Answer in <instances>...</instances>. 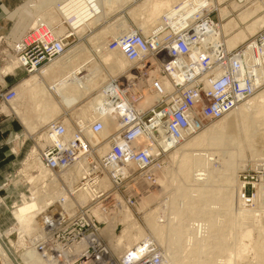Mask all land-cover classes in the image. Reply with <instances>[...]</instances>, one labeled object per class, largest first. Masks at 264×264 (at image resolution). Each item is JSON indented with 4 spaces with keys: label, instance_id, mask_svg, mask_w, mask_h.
<instances>
[{
    "label": "bare ground",
    "instance_id": "1",
    "mask_svg": "<svg viewBox=\"0 0 264 264\" xmlns=\"http://www.w3.org/2000/svg\"><path fill=\"white\" fill-rule=\"evenodd\" d=\"M248 1L250 0H237L239 4H242V7H245L246 6L245 3ZM205 2L207 3L205 4ZM105 3H106V6H108V4L109 5L113 4L112 0H105ZM51 4H54V6L55 5L59 6L58 9L62 13L63 21L61 22H63V24L67 23V20L73 21V24L75 22L78 24H81L82 21L84 20V24L87 23L90 27L92 24L94 25V23L96 24L101 20V19L100 20L96 19L93 22H91L89 21L93 17V16L91 17V15L103 14L101 12V7L103 3L100 1L51 0L49 3H47V6L45 8H47L48 5H51ZM83 4L86 6V8H82ZM146 4L149 6V8L152 9V10H149L151 11L150 13L152 14V17L150 19H147L149 20L148 22L145 21L146 23L145 22L143 23V26H142L143 30H144V27H146L145 29H147V31L145 33H140V34L144 38H147V39L152 34H155V36H158L157 38H160L164 36L166 33H169L170 30H166L168 26H170L174 31L177 29H180V27L183 28L184 26H187L192 22L196 14L198 15L203 14L204 11H208L209 9L212 8L210 5V0H146ZM77 7L80 9V11L75 12L77 10ZM129 10L128 12L130 13L131 11ZM88 13H91V14L89 15ZM173 13L177 14L176 18H171L174 15ZM250 13L251 12H249L248 14L251 15ZM141 14H144V13H141ZM105 15H106V12L104 13V16ZM147 15L149 16L150 14H147ZM159 15L161 16V19L165 17L162 23H166V24H163L164 27L162 25L156 26L150 33L149 29L152 27L151 22H154V18L156 17L157 19ZM249 15L244 18L247 19ZM68 16H71V17H68ZM51 17H54L53 20ZM49 18H50V21H52L51 23H54L59 19V15L50 13ZM241 18L243 19V21H245L243 17ZM106 19L108 18L106 17ZM170 19L174 22V25H170L171 24ZM122 21L124 22L123 19ZM234 22L235 21H233L231 24H228V26L231 25V28L234 27L232 26ZM255 24H253V26ZM51 25L40 24L37 27L33 26V28L39 30L43 26V28L46 31H51V36L53 38L65 36L68 33V31L66 30H64L65 33H63L62 31L63 29H60L62 33L60 32L58 33L56 31L61 25V23H59L58 26L55 25V23L53 24L55 26L53 25L51 26ZM253 26H249L248 31L254 32L255 29ZM73 28L74 30L76 29L75 27ZM263 28H264V25L259 30ZM226 29H228L227 23L223 27V29H221L220 23L218 22L217 27H213L211 32L206 31L205 33H203L199 39L200 42L198 43V48H201V49H199L198 52H203L204 49H206L208 46H211L212 44L213 46H216V48H218V46L221 47L222 45L225 51L233 50L235 48L230 49L229 47L236 45L241 40L243 41L244 38L246 39L245 36H247L246 35L247 32L244 30H241L240 34L239 35L237 34L238 35L237 38L228 40V42L226 41L228 45L226 46V44L223 41V37H224L223 34L226 31L230 32V30H232V29L230 30L229 29L226 30ZM104 30L105 29H103L102 32ZM110 30L111 29H109V31ZM116 30L117 32H115L113 37H116L122 33L134 32V30L131 29L130 26L127 25V23L119 27V30L118 29ZM97 39L99 40V42L97 41V44H100L101 42H103V41H100L101 38L97 37ZM97 39H94V40L96 41ZM90 40L93 41V39H90ZM102 40H103V37H102ZM185 41H190V40L188 38H185ZM97 44L95 45L97 46ZM103 44L105 45V43ZM246 45L247 46L241 50V53L243 57L245 58L244 61H242L239 55L234 54V53L232 57L230 58V59L235 60V62L237 63H239L238 61H242L243 63H245L244 65L246 66V67L243 66L241 68L242 73L239 74L238 78L236 75H234V77H236L239 80L238 83L241 87L249 86L251 88H254L257 85L259 86L257 88L252 89L250 94H248L246 97H244L242 100L235 103L234 105L241 103L243 100L251 96L261 86L264 85V66L261 63L262 61H264V42L262 45H260L259 43H256L254 40H251L250 38L247 40ZM213 46L211 47L212 49L214 48ZM102 47L99 46V48H102ZM100 50L101 49H99V51ZM104 50H106L107 53H104L102 55L99 54L100 56L99 60L106 66L107 69L105 71H103V65L101 63L97 62L98 64L95 63L97 65L94 66V63H92V60H91V64L81 65L77 67L75 71L73 72L70 71L71 73L70 77L64 76L58 82H51L49 84H47L48 82L46 83L43 82L48 86H46L42 82H31L30 80H28L30 82H25L24 84L25 86L23 88L24 90H22L23 92L21 91L23 95L19 93L20 95H22L21 98H24L23 100H25L26 98H29V100L26 99V102L28 101V104H29V101L33 102L34 99L32 98H35V100L37 99L35 102L37 101L38 102L37 103L34 102V104H37L40 108L39 109L40 115L38 114L39 111L37 113L39 117L38 121H36L37 123L33 122L35 118L31 119L33 115L30 117L29 112L31 114V111L28 108V105L25 110L28 109L29 112L26 111L27 113H25L24 115H21L18 111H16L17 115L20 114L25 124L29 125L28 129L31 127L30 128L31 131L29 130L30 132H32V130L33 132L36 131L39 125L41 126L45 125L46 123H49L50 121L53 120L52 122H50V124L59 123L64 128V132H63L64 144H69L70 140L74 138L76 132L81 131L82 136H83V137L81 136V138L86 143L88 142L91 147H90L89 154L87 155L84 154V155H80L76 157L66 166L50 167V166H47L45 162L42 160L41 156L39 155V151L40 149L44 148L45 145L52 144L55 141L56 136L55 134H52L51 136H49L48 135L49 132L45 130L41 133L38 139L39 141L37 140L38 147L34 149V151L31 154L30 160L26 162L25 167L22 170L23 172L27 173L31 171V169L33 170L36 168H40L41 169L40 175L36 174L32 178L30 177L31 179H29V182H27L28 184L27 193H30V196H31L30 200L25 201L22 205L18 206V208H16V206L14 207L16 208V210L14 211V216H15V219L18 221L19 229H20V231L14 230L17 233L16 242L20 240L24 241L26 244L27 251L25 250L26 252H24L21 256L14 257L13 256L14 253L12 254L11 252L12 249L10 248L9 245L7 246L5 244V242L2 240V234H0V251L2 255L5 257V264H73L74 258L79 254V251L85 247L86 241L89 243L91 242L89 241L88 238H85L86 241L85 239H82L79 242L70 243L66 246L58 242H53L49 244V242L46 241L48 239V236H50L49 231H48L49 224L43 225L44 223L43 218L46 217V219L50 220L51 223L53 222L55 224L56 221L53 220V217H56V214L58 216H64L67 214L66 211H68V213L74 215L75 209H77L80 206H85L92 201L91 198L94 196V193L96 191L113 190L114 188L113 185H115V182L111 174L123 175L125 179L129 174H131L130 173L131 171L133 170L139 171L140 166L143 165L141 161H137L133 159H124L122 160V162L115 164V166H119L118 168H116L117 171H114V170L110 171L106 169L102 170L103 167L97 164L100 170H102V172L99 175H96L94 177L95 178L94 181L89 180V182L87 183L82 182V184L81 182H79L82 178L87 176L88 171L91 170V167H92V163L90 161L91 155H93L94 157L105 155L108 151L110 152L114 143L121 144L122 142L121 140H117V139L111 140L109 138L110 135L112 136L113 133L122 125V122H123L122 118L118 114L119 110L117 108H113L114 104L107 102L109 97L110 96L113 97L116 94L120 93V97H121L120 102L122 103L123 106L126 107L128 111L127 115H133L134 114L133 112H138V110L142 111V109L152 107L153 104H156L157 102H159L160 98L164 95L165 92L168 94H176V95L179 94L174 84H172V78L175 80H178V76L175 75L177 72L178 64H173V68L170 74L168 73L161 74L160 73L161 63H158L155 60V58H154V66L152 68V71L148 75V77L145 79L142 77H139L138 80L135 82L134 87L128 90L127 92H124L123 84L121 83L119 84L118 82H116L115 75L126 67L127 61L129 64H133L134 62L133 60L128 59L124 55V53L118 48L110 49L106 45ZM70 52L71 51L64 50L63 53L53 58L52 60L47 62L45 65L41 66L38 69L36 68L35 70L30 71L32 73L29 72L30 73L29 75L36 74L34 75V77L32 76V81L33 80L35 81L36 77L38 76L37 74L41 73V71L49 64L51 65L47 67V70H52L56 67L60 68L62 65L65 66V64L69 66L72 62L71 58L74 55H76L74 53L73 56H69V55L67 56V53L70 54ZM195 52H196V49H193L194 54ZM68 59L70 60L68 61ZM77 59L78 60L82 59V56H78ZM83 59H85V56ZM16 60H17V63H20V60L17 57H16ZM80 61H84V60H80ZM94 62H96V60ZM67 63H70V64H67ZM221 68L222 66L220 64L218 63L214 64L210 68L212 70L211 72L210 70H204L202 72V77H206L207 75L215 76L216 72H218V70H220ZM60 70L58 73L60 74H62V72L64 73V71L60 72ZM224 71L226 72L227 69L225 68ZM68 73H64V74H68ZM76 73L78 74V76L73 77L75 76ZM108 77L109 78L111 77L109 79L110 81L107 83L104 82L108 79ZM70 78L74 81H71ZM153 79H156L158 81L160 90L152 86ZM97 89H99L98 91L99 93L96 96H94V98H91L89 102L87 103V105L84 104V106H82L81 110L83 112L81 113V115H84L83 117L87 116L88 113L90 112V114L87 117L77 118L76 120L72 121L73 123L69 122V120L66 119L65 116H62L54 120V118L56 117L60 109L59 107V105H61L60 103H62V106L63 105L70 106L75 102L82 101L87 96L94 93L93 91ZM53 95L57 96L60 99L59 103L54 101ZM150 96L155 97L154 101H151L149 99ZM15 97H16V92L12 99H14ZM18 98L17 100H22ZM134 99H137V100H134ZM36 107L37 106H35V108ZM131 108L134 110H132ZM250 112L254 113L252 115L254 117H252L251 121L248 122L249 123L248 127L249 128H254V126L261 127L259 125H261V123L264 122V119H263L262 120L263 122H260L259 124V121L262 118H264V91L260 92L255 97H253L246 103H243L239 107L231 109L227 115L225 111L221 116L216 118L220 120L226 115L223 118V121H220V123H217V125L210 126L204 131L200 132L204 124L201 125L199 129L195 130V127L196 125H198L199 121L195 119V115L192 113L193 120L191 121L190 126L187 129L180 130L177 134L170 135V133L168 132L169 134L167 135L165 128L164 129L160 128V130L157 133L158 136L154 135L155 137L154 138L152 137L153 132L151 133L149 129H146V131H144L142 134L137 136L129 144V146L127 147L128 150L133 151V150L143 149L147 154H149L151 156V162L149 164H151L153 160L156 159L157 154L159 152L161 154L164 153L159 145H161L163 148H165V150H167V149L175 147L178 144H184L183 142L186 140L188 141V139L190 138L192 139L189 142H186L184 145H181L180 150L187 147L185 148V150L193 149L190 151L194 152V149H195V151H199V153L193 154V152L192 153H185V152L183 153V151L181 152V154L183 153V156L181 157V161L179 162V165H178L180 171L175 172V174H172L173 175L172 178L174 177L172 181L176 182L175 183L176 193H175V198L172 199V204H173L174 209L171 210L169 219L166 220L165 218L164 220L162 216L163 211L158 208L156 209H158L157 211H158V214L160 212V215L156 214L157 211L156 212L151 211L152 213L151 212L148 213L149 215H147L146 217V226L149 229L151 236L157 240L158 244L165 247L164 255L165 257H167L166 261H165V258L162 256L161 248L157 245L154 239L147 238V234L144 231V229L138 228L137 229L138 231L136 230V233H134L132 230L133 225H130L128 227V231L126 232L124 230V233L122 236L118 235L117 233L118 223L121 224L122 231H123V228L126 225L125 223H128V221L126 220L127 221L126 222L125 219L127 218V216L132 214L131 207L133 206V204H135L132 201L134 200L135 190H137L134 188L135 186L134 187L131 186V188L127 187V191L126 189L121 191V193H123L122 197L119 198V200L115 202V204L112 206V208L109 211H106V209H103L99 205H96L95 207L91 208L89 212V219L93 220V218L95 217L99 222L105 223L104 227L100 231H98V234L96 233L97 230H95V233L93 234L95 236V239L98 240V245L103 247V249L101 250L102 251L101 255H102L104 264L105 263L106 264H123L121 260L124 258L126 253H131V255L134 257L135 255H138L140 253V251L137 249L142 250V246L144 245H147V246L141 255V257L144 255L143 260L141 262H136L134 264H144L143 263L144 259L148 258V256L151 254L152 251L155 252L153 257H155L156 260L151 261V264H171V263L173 264H215L216 260L214 256L217 254H221L222 253L221 250L224 249L225 251L223 252H226V251L228 252L229 250L231 251V248H233L232 245L234 244L235 246V243H236V242L234 243L236 239L235 237L236 232L232 233L231 231L233 229L236 231L237 228L235 229V227L237 226L238 222L240 221L242 222L243 220L245 221V219L247 218H248L247 220L250 221L253 211L250 212L248 210H243V208L239 209L235 207L236 202L238 201V200L236 201L235 199V195L237 192V189L235 187L236 186L235 185L236 169L231 160V157H225L224 155H226V153H224L223 155V152L225 149L223 146L229 145V143H230V146L238 144L239 139L236 138L235 131H233V129H235V127L237 126L239 115L242 116L244 120L247 119L248 121L247 117H250L249 115ZM77 115L78 117L80 116V114H77ZM96 121L101 124V128L98 131H93L92 125ZM257 122H258V125H256ZM244 124L246 123L244 122ZM262 128L261 130L264 129ZM191 130H193V132ZM109 132H112V133L107 137V141L103 140L104 142L103 141L99 142L102 136L106 135ZM260 133L259 135H264V132L262 134ZM246 134L248 135V138H249L250 130ZM166 136H168V138ZM256 138L260 139L261 136L260 138L259 137L254 138L253 136L254 141L257 140ZM263 140L262 139L261 141L258 140L257 144H259ZM254 143L256 144V142ZM105 145L107 147L106 148L107 151L104 153H101V150L103 146ZM213 147H217L216 149L219 151V153L218 152L216 153L218 155L214 153L215 149ZM251 147H254V144L251 145L250 148ZM155 149H159L157 150L158 152ZM226 150L228 152V149H225V151ZM221 161L223 162L224 165L221 166L220 169L215 168L214 164L219 163ZM40 163L42 164L44 169L41 168ZM150 166L147 168L145 172L150 173L152 180H149L146 177V174L144 172L143 176L140 177V180L136 182L138 184L141 181H145L146 183H149L150 186H152L151 187L152 189L149 190V192H152V191L158 192V194L160 195V199L162 200L166 196V193H167L166 186L168 185V182L166 179V175L168 174L166 173V165L163 166L161 163L160 169L158 167L150 168ZM224 167H225V171L223 170ZM194 168L196 169L195 170L196 174L192 175V169ZM215 172H218L219 174L220 173L222 174V172L224 173V176H225L224 180H225L226 188L225 190H219L218 192L214 191L215 192L214 193L213 190L204 189V184H208V185L211 184L212 186L213 182H218L216 180L218 176ZM33 173H36V172L33 171ZM38 176H40V178L36 179L38 178ZM35 180H37L38 182L40 181V182L34 184V188H33L31 182L33 181L34 183ZM190 182L194 184L192 188L188 189L186 185L187 183H190ZM236 184H239V183H236ZM242 186L243 185H241V188H243ZM31 189H33V192ZM262 189L264 190L263 186H262ZM239 191H241V189L238 190V192ZM259 191L261 192V190ZM136 192L138 193L136 194L139 195L140 192L139 191H136ZM148 194L146 195L147 196L146 198L145 196H143V198L141 197L138 199L139 200L144 199V198L147 199L149 197ZM238 198L240 200V204L241 203L244 204L245 201L248 202L247 198L245 197V195L243 196V194H238ZM259 199H260V196H259ZM215 201L219 202L229 212L228 217H226L225 215L228 221L225 219V222L227 221V223L224 227H221V226L219 227L216 224L217 218H215V213H213L210 209V204L215 203ZM140 202L141 200L138 202V205L140 204ZM53 204H55L56 206H59L61 208V211L60 212L58 211L47 212V214L43 216V218L41 219L42 215L47 210H49L53 206ZM241 206L242 204L240 205V207ZM70 214H68V216H72ZM254 216L255 215H253V217ZM193 218L196 219L195 222H200V221H197L200 218H203L208 222V225H209L208 235H206L203 239H200V240H197L196 236L194 235L195 237H193V241H192L193 250L189 251L188 255H186L187 257L184 256L183 259L178 258L177 257V253L179 252L178 250H180V248L182 247L187 246V244L185 245L184 240L188 239V242L189 243L191 242V238H188L187 236L188 230L185 228V226H187L186 223H189L190 221V220L188 221V219H193ZM254 219L255 221H257L256 218ZM258 222L260 221L258 220ZM166 226H168V231H166L167 236L164 233V228H166ZM199 226L201 227L202 225H199ZM241 226L243 227V225ZM247 227L249 226H246V228ZM249 229H248V232L244 234V238L245 237L251 238L252 230H250L251 231L250 232ZM122 231L120 232L121 234H122ZM25 232L27 235L24 234ZM97 235H99V238L97 237ZM261 239L262 240L257 242L255 246L256 252L260 257L259 258L260 262H259V259H257L258 264H264V238H261ZM237 240L238 239H236V241ZM244 240L242 239V241ZM138 241H141V242H138ZM39 242L46 244L50 249L44 246L40 248L38 245ZM103 242H106L107 244H104ZM231 242L233 243L231 244ZM19 244L23 245L21 243ZM114 244H116L115 245L116 249L117 248L119 249V246H123V247L127 246V248L120 249V250H127V251H125L122 254H117V252L113 248ZM133 246L137 248L135 249ZM244 246H246L245 243H244ZM251 247L253 248V244L251 245ZM51 248L57 250L56 256L52 255ZM214 249H215V252L216 250H218L217 254L215 255H214ZM242 250L244 251V247ZM236 251H237L236 255L238 256L237 259H240L239 258L240 253H238V250ZM223 254L225 255V253ZM204 255H207L205 259H203L202 257ZM212 257L214 258L215 263H213L214 260ZM229 260L231 262V259ZM223 262H226V261H223ZM229 263H226V264H229Z\"/></svg>",
    "mask_w": 264,
    "mask_h": 264
},
{
    "label": "rangeland",
    "instance_id": "2",
    "mask_svg": "<svg viewBox=\"0 0 264 264\" xmlns=\"http://www.w3.org/2000/svg\"><path fill=\"white\" fill-rule=\"evenodd\" d=\"M33 1L35 2V13H36V16H35V20L36 21H35V24L33 26L37 27L40 24H45V25H47V24L51 25L52 24L53 25L54 23H55V25L58 26V24L61 23V25L59 26V28L56 31L58 33L59 32L62 33L60 31V29H63L62 30L63 33H65L64 30L68 31V33L65 35L66 38L64 39L65 50L71 51L70 54L71 53L72 54L70 55L69 53H67V56L68 55L69 56H73L74 53L76 54V55H74L75 57L73 56L71 58L72 59L71 64L67 63V64H70V65L68 66V65L65 64V67H63L64 70H62V71H64V73H68V71H69L68 74H64L63 72H62L63 74H60V73H58L59 72L58 70L57 71L47 70V67L49 65H51V64L47 65L41 71V73L37 74L39 77L38 76L36 77L35 82H42V83L43 82H45V83L48 82L47 84H49L51 82H58L64 76L70 77V75H71L70 71H72V72L75 71L77 69V67H79L81 65H86V64L89 65V64H91V60H92V63H94V66L97 65L98 63H101L103 65V71H105L107 68L99 60L100 59L99 54L102 55L104 53H107L106 50H104V48L107 45L108 41L114 36L115 32H117L116 29L119 30V27H121L123 24L127 23V25H129L130 28L133 29L134 31L139 32V33H145L147 31V29H145L146 27H144V30H143V27H142L143 23L145 21L148 22L149 20H147V19H150L152 17V14L150 13L151 11H149V10H152V9L149 8V6L146 4V0H144V1L143 0H137V1L136 0H112L113 4L110 3L111 5L108 4V6H106L105 0H93V1H100L103 4L105 3L104 5L102 4V7H101V12L103 14H101V15H97V14L96 15H91V17L92 16L93 17H92V19L89 20V21L93 22L94 19H99V20L101 19L98 23H96V24L94 23V25L92 24L89 27V25L87 23L84 24V21H82L81 24H78L76 22L73 24V21H70V20L68 21L67 20V23L63 24V22H61V21H63L62 13L58 9V7H59L58 5L54 6V4H51V5H48L47 8H45L47 6V3H49V0H32V2ZM32 2H31V4H32ZM206 3L207 2H205V4ZM237 3H238L237 0H210V5L212 7L211 9H209V10H212L210 12V16L214 19V21H217V22L220 23V28L221 29H223V27L226 25V23H227V28L229 30L232 29V30H230V32L226 31L228 29L225 30L226 32L224 31L226 34L225 33L223 34V36H224L223 37V41L226 44V46H228L227 45L228 40L237 38V36L240 34L241 30H244V31L247 32L246 33L247 36H245L246 39L244 38L243 41L241 40L236 45L230 46L229 47L230 49L237 48V46H239L240 44L244 43L246 40L250 39V37L253 34H255L264 25V0H250V1L245 3L246 4L245 7H242V4H239V3L237 4ZM205 4H204V6H205ZM127 7H129V8H127ZM82 8H86V6L83 4ZM129 9H131V10H129ZM128 10L131 11V12L129 13ZM78 11H80V9L77 7V10L75 12H78ZM227 11H229L230 13L227 12ZM105 12H106V15L104 16ZM249 12H251L250 13L251 15L248 14ZM50 13H53L55 15H59V19L56 22L51 23L52 21H50V18H49V14ZM141 13H144V14H141ZM145 13H146V15H145ZM88 14L90 15L91 13H88ZM147 14H150V15L148 16ZM173 14H174L173 17H171V18H176L177 14L176 13H173ZM248 15H249V17H247V19H248L247 20L244 17H246ZM68 17H71V16H68ZM106 17L108 19H106ZM241 17H243L245 21H243V19ZM51 18L53 20L54 17H51ZM164 18L161 19L160 15H159V17L157 19H156V17L154 18V22H151L152 23V27L149 29L150 33L156 26H159V25L163 26V24H166V23H162ZM122 19L124 20V22L122 21ZM228 21L229 22L231 21V22L229 23ZM233 21H235L234 22L235 24L233 23L234 25L232 24V26H234V27L231 28V25L228 26V24H231ZM170 22H171L170 25H174V22L171 19H170ZM236 22H237V24L239 23L238 24L239 26L236 24ZM255 23H257V24H255ZM32 24H33V22L31 23V25ZM253 24H255V25L253 26ZM55 25H53V26H55ZM116 26H118V27H116ZM235 26H237V27H235ZM249 26H253L254 27V29H255L254 32L248 31L249 30ZM73 27H75L76 29L74 30ZM28 29H29V27L27 28V30ZM103 29H105V30L102 32ZM109 29H111V30L109 31ZM166 30H170V32H173V29L170 26H168V28ZM113 31H114V33H113ZM101 32H102V34H101ZM99 34H100V36H99ZM95 35H96V37H95ZM23 37L24 36H22L20 39H22ZM97 37L101 38L100 41H103V42H101L100 44H97V41L99 42ZM102 37H103V40H102ZM156 37H158V36H156ZM104 38H105V40H104ZM162 38H163V36L158 38V39H162ZM90 39H93V41L90 40ZM94 39H97V40L95 41ZM18 42L16 41L15 43H10L9 41H6V42H4L2 44V41H1V43H0V68L6 66L9 63V61H10L11 55H14V52L9 50V46L15 48V46L18 44ZM103 43H105V45ZM95 44H97V46ZM99 46L100 47L103 46L104 48L103 47L99 48ZM98 48L101 49L102 51L101 50L99 51ZM77 55L78 56H82V59H80V60H84V61L78 60L77 59V57H78ZM14 56H16V55H14ZM84 56H85V59H83ZM79 58H81V57H79ZM69 60L70 59H68V61ZM95 60H96V62H94ZM95 63H97V64H95ZM45 64L46 63H44L43 65H45ZM78 64H80V65H78ZM43 65H41V66H43ZM40 67H37V69L40 68ZM126 67L122 71H120L119 73H117L115 75L116 76L115 79H116V81H118L119 84H120V82L131 81L132 79H134L132 75H133V73L135 71V68H137L138 65L136 63L129 64L128 61H127ZM18 68H20V67H17V69ZM65 69H67V70H65ZM10 70L11 69L5 70L4 72L6 73V71H10ZM44 70H46L47 72L44 71ZM24 72L26 73L27 76L24 77L22 80H24L26 78H29L30 77L29 74L32 73V72H30V73L26 72L25 70H24ZM32 76L34 77V75H32ZM76 76H78L77 73L73 77H76ZM110 78L108 77V79L106 81H104V82H106V83L109 82ZM22 80L20 82L14 81L13 84L11 83V85H9L8 87H5L3 85V84H5V81L0 82L4 86L3 88H1V86H0V90L4 91L7 88H12L13 89L12 90L13 91V96L11 98H9L7 100H2L1 97H0V123H1L0 125L5 126V125L9 124L13 128V130L9 133V137H8V139L10 138V139L13 140V141L10 142L12 144V147L14 146L13 143H15L17 145L19 142H22L23 143L22 145L24 147L22 149L23 151L21 152L22 153L21 154V163L14 169V172L12 173V183L10 184V185H14L13 186L14 189H15V186H16V189H17L16 197H14L13 200H16V198L18 199L19 195H21L19 201L16 202V204H17V205H15L16 208H18V206L22 205L25 201H27V200L29 201L30 200L31 196H30V193H27L28 191L25 189V187H26L25 182L26 183L29 182V179L34 177V175H36V174L40 175V172H41L40 170L41 169L40 168H36V169H33V170L31 169V171H29L27 173L23 172L22 170L24 169L26 162H28V160H30L31 154L34 151V149H36V147H38L37 140L39 139V136L41 135V133L44 131L43 128L46 125L50 124V122L53 121L52 120L49 123H46L45 125H42V126L39 125V127L41 126L40 128L38 127V129H36V131H34V132L32 130L33 133L30 132L31 131L30 130L31 127L28 129L29 125L25 124V122L22 120L20 114L24 115L25 113L29 112L28 109L25 110L27 108V105H28V108L31 111V114L29 112V115H30V117L33 115L31 119L35 118L33 120V122L37 123L36 121H38V119H39L38 114L40 115V111H39L40 108H39V106L37 104H34V102L37 99L35 100V98H32V99H34L33 102L29 101V104H28V101L26 102V99L29 100V98H26L25 100H23L24 98H21L22 95H23L22 94V92H23L22 90H24L23 88L25 86L24 85L25 82H22ZM70 80L74 81L71 78H70ZM0 81H1V79H0ZM45 83H43V84H45ZM46 86H48V85H46ZM99 89L93 91L94 93L90 94L89 96H87L82 101L75 102V103H73L70 106H64L63 105L64 106L63 107L62 103H60L61 105H59V107H60L61 110L59 109V111H58L56 117L54 118V120L58 119V118H60L62 116H65V118L68 119L69 122H72V121L76 120L77 118H85V117H87L90 114V112L88 111L89 112V113L87 112L88 115L83 117L84 115H81V113L83 112L81 110L82 106H84V104L87 105L89 100L91 98H94V96H96L99 93L98 92ZM262 91H264V85L261 86L251 96H249L248 98L243 100L241 103H239L237 105H233L229 110L226 111V115L228 114V112L231 109L239 107L243 103H246L247 101H249L250 99H252L253 97H255L257 94H259ZM15 92H16V97L14 99H12L14 97V95H15ZM19 93L22 94V95H20ZM18 96H19V98H18ZM17 98L18 99H22V100H17ZM53 98H54L55 102H57V103L60 102V99L57 96L53 95ZM154 98H155L154 96H150L149 97V99L151 101H154ZM37 102H35V103H37ZM35 106H37V107L35 108ZM16 111H18L20 114L17 115ZM38 111H39V113H38ZM77 114H80V116L78 117ZM150 114H151L150 111H148V110L145 111L144 115H143V118L146 119ZM253 114H254L253 112L252 113L250 112V114H249L250 117H247L248 121H247V119L244 120L243 117L239 115L237 126L235 127V129H233V131H235L236 138L239 139L238 140V144L230 146V143H229V145L223 146L225 149H228V152H227V150L225 151V149L223 148L224 149L223 155H224V153H226V155H224L225 157H231V160H232V162L234 164V167L236 169V172H235V177H236L235 178V180H236L235 181V185L236 186L235 187L237 189V192H236V195H235V199H236V201L237 200L238 201L236 202L235 207L239 208V209L243 208V210H248L250 212L253 211V213H252V216L250 215L251 216L250 221L247 220L248 219L247 218V219H245V221L244 220L242 222L240 221L242 224L240 222H238L237 226L235 227V229L237 228L236 231L234 229L231 231L232 233L236 232L235 233V237H236V239H238L237 241H236V239H235V241L234 240H232V241H234V243L235 242L236 243L239 242V243H237V245L235 243V246H234V244L232 245L233 248H231V251L229 250L228 252L227 251L223 252V251H225L223 249V250H221L222 251V253H221L222 255H221V254H217L218 250H216V252H215V249H214V255L215 254L218 255V256L217 255H215V256L213 255L215 260H216V263H215L214 258L212 257L213 260H214L213 263H215V264H217V263L218 264H220V263H222V264L223 263H225V264L229 263L230 262L229 259H231V262L229 264H233L234 262H235L234 264H258V262H257L258 260L257 259L260 258L259 255L256 252L255 246H256L257 242L262 240L261 238H264L263 237V235H264V231H263L264 230V226H263L264 225V190L262 189V186L264 188V140H263L264 138H262V137H264V135H259V133L261 131L262 132L260 134H262L264 132L263 131L264 130L263 129L264 128L263 127L264 126V122L262 121L264 118H262L260 121L258 120L259 124H260V122H263V123H261V125H259L261 127L254 126V128H249L248 127V124H249L248 122L251 121L252 117H254V116H252ZM223 118L220 119V120L215 119V120L207 121L206 123H204V126L202 127L200 132L204 131L205 129L209 128L212 125H217V123H220V121H223ZM241 119H243V120H241ZM252 121H253V119H252ZM23 122H24L25 125L23 124ZM244 122L246 124H244ZM256 125H258V122H257ZM248 128L250 130L249 138H248V135L246 134L249 131ZM261 128L263 130H261ZM112 132H109L106 135H103L99 142H102L103 140L107 141V137ZM253 136H254V138L255 137H259L260 138V136H261V138L260 139L256 138L257 140L254 141L253 140ZM191 139L192 138L188 139V141L187 140L184 141L183 143L185 144L186 142H189ZM261 139L263 141L260 142L259 144H257L258 143L257 141L258 140L261 141ZM254 142H256V144ZM184 144H178V145H176L173 148H170V149H167V150L163 151L164 153L158 155V157L155 160H153V162L150 164L151 166L149 165L150 168L151 167H158L159 169L161 168L160 167L161 163H162L163 166L166 165V173H168L166 175V179H167L168 185L166 186L167 187L166 196L162 200L160 199V195L158 194V192H155V191L149 192V190L152 189L151 188L152 186H150L149 183H146L145 181H141L138 184L136 182V181L140 180V177L143 176V173H144V172L141 173L140 169H139V171H136V170L131 171L130 172L131 174H129L127 176L126 180L123 181V183L121 182L122 186L119 189L118 188H117V190H116V188L113 189L114 190V198H115V200H114L113 204L106 209V211H109L112 208V206L115 204V202L118 201L119 198L122 197L123 193H121V191H123L124 189H126V191H127V187L131 188V186H133V187L135 186L134 188L137 189V190H135L134 200L132 201L133 203H135L131 207V212H132L131 215H132V217H131V215H129V216H127V218H129V219H127V218L125 219V221L127 220L128 223H125L126 225L123 228V231H122L121 224L118 223L117 233H118V235L122 236L123 233H124V230L127 232L128 231V227L130 225H133V229L132 230H133L134 233H136V230L138 228L144 229V231L147 234V238L154 239L155 242L157 243V245L161 248L162 256L165 258V261L167 259V257H165V255H164L165 254V247L160 245V244H158L157 240L154 237L151 236L150 231H149V229L146 226V217H147V215H149L148 213H150L151 211H153V212L155 211L156 212L158 209H160V210L163 211L162 212L163 213L162 216H163L164 220H165V218H166V220L169 219L171 210L174 209L173 208V204H172V199L175 198V193H176V184H175L176 182L172 181V179L174 178V177L172 178V176H173L172 174H175V172H179L180 171L178 165H179V162L181 161V157L183 156V153L184 152L185 153H192L193 152V151H190V150H193V149L185 150V148H187V147H185L182 150H180L181 145H184ZM253 144H254V147H251V148H253V149H251L250 146L253 145ZM106 148H107L106 145L103 146V148L101 150V153L106 152L107 151ZM213 148L215 149L214 153H216V152L219 153V151L216 149L217 147H213ZM155 150L157 151L159 149H155ZM202 150H200V151H202ZM253 150H255V151H253ZM177 151H179V152H177ZM182 151H183V153L181 154ZM212 151H213V149H212ZM15 152H17L16 148H15ZM194 152H193V154H198L199 153V151H195V149H194ZM102 156H96L95 160L98 159L99 157H102ZM40 165H41V168H43L41 163H40ZM223 165L224 164L221 161L219 163H215L214 167L220 169L221 166H223ZM195 170H196L195 168L192 169V175L196 174ZM223 170L225 171V167L223 168ZM33 171H35L36 173H33ZM260 172L262 174H260ZM215 173L218 176L217 179H216L218 182H213L212 186H211V184L210 185L204 184V189L213 190V192L214 191L218 192L219 190H225V188H226L225 186L226 185H225V180H224V177H225L224 173L222 172L223 175L221 173L219 174L218 172H215ZM16 174H17V176L13 177ZM145 174H146V177L149 180H152V177L150 176L149 172H145ZM39 178H40V176H38V178H36V179H39ZM243 181L246 183V186H245V188L243 190V191H245L246 196H252V194H253V196L250 197L249 199H247L248 202L245 201L244 204L241 203L242 206L240 207L241 204H240V200L238 198V194H242L243 193V191H242L243 188H241V185H243V183H244ZM39 182L37 180H35V182L33 183V181H32L31 184H32L33 188H34V184L39 183ZM190 183H187V185H186V187L188 189L192 188L193 184H194V183H191V184ZM236 183H239V184H236ZM27 186H28V184H27ZM18 187H19V190H18ZM240 189H241V191L238 192V190H240ZM31 190L33 192V189H31ZM259 190H261V192ZM136 191L140 192L139 195H137L138 193ZM42 193H43V191H42ZM145 193H147V194L149 193L148 194L149 197L147 199H145L147 197L146 196L147 194H145ZM142 194H144V195H142ZM135 196H136V198H135ZM143 196H145V198H144L145 200L144 199H140L141 202L138 205V202L140 201L138 198H141V197L143 198ZM259 196H260V199H259ZM0 199L3 200L2 198H0ZM13 200L11 201V203L13 202ZM9 205L8 206L10 208H9L8 216H10L11 224L3 231V232H6V234H2V240L5 242V244L7 246L8 245L10 246V248L12 249V251H11L12 254L14 253L13 254L14 257L15 256H21L24 252L27 251L26 244H25L24 241H21V240L16 242L17 241V233L14 230H19L20 231V229H19L18 226H16L18 221L17 220L14 221V219H13V217L15 218L13 212L16 210V208L15 209L11 208L12 204H9ZM87 205H90V203L87 204ZM237 206H239V207H237ZM156 208H158V209H156ZM245 208H247V209H245ZM210 209H211V211L213 213H215V218H217L216 219V221H217L216 224L219 227L220 226L224 227L226 225L227 221H228V219H226V217H228L229 212L217 201H215V203L210 204ZM78 211H79V208L75 209L74 215H72V214L68 213V211H66L67 214L64 215V216L65 217H69L68 214H70V215H72L70 217H74V216H76ZM259 211L260 212L263 211V212L260 213ZM223 212H225V213H223ZM256 212H258V213H256ZM12 214H13V217H12ZM156 214L160 215V212L158 214V211H157ZM257 214H259V215H257ZM225 215H226V217H225ZM253 215H255V216L253 217ZM254 218H256L257 221H255ZM257 218H259V219H257ZM225 219L227 220L226 222H225ZM246 220H247V222H246ZM258 220L260 222H258ZM188 221H189V223H186L187 226H185V228L188 230L187 236H188V238H191V242H190L191 244L188 242V239L184 240V243H185V245L187 244V246L180 248V250H178L179 252L177 253V257L178 258H182V259L184 258V256L188 255L189 251L193 250V242H192L193 241V237L196 236V239L200 240V239H203L206 235H208L209 225H208V222L205 219L200 218L199 220H197V221H200V222H195L196 221L195 218L188 219ZM100 223H101L100 226L99 227L96 226V229H95V230H97V232H96L97 234H98V231H100L105 225V223H102V222H100ZM199 225H202L201 226L202 228ZM241 225H243V227ZM246 226H249V227L246 228ZM241 227H242V229H241ZM262 227H263V229H262ZM248 229H249V231L252 230L251 238L250 237H245L244 238V234H246V232H248ZM83 230L85 231L86 228H83ZM121 231H122V234L120 233ZM166 231H168V226H166V228H164V233L167 236ZM24 234H26V232ZM49 237L50 236H48V238ZM97 237L99 238V235H97ZM85 238L89 239V241L91 242L90 244H93L92 241L90 240V238H93L95 240L96 244L98 245V240L95 239V236L93 234L88 233L85 236ZM242 239L243 240L245 239V240L242 241ZM143 240H145V239H143ZM141 241H138V242H141ZM75 242H79V241L73 240L71 242H67L66 244L68 245L70 243H75ZM243 242L245 243L246 246H244ZM19 243L23 244L24 246L20 245ZM103 243L107 244L106 242H103ZM232 243L233 242H231V244ZM239 244H240V246H239ZM252 244H253V248L251 247ZM12 245H13V247H12ZM115 245L116 244L113 245V248L117 252V254H122L125 251H127V250H120V249H123V248H127V246L126 247L119 246V249L118 248L116 249ZM189 245H191V246H189ZM243 247H244V251L242 250ZM134 248L136 249L137 247H134ZM236 250H238V253H240V255H239L240 259H237L238 256L236 255L237 254ZM223 253H225L226 256ZM226 253H228V254H226ZM101 254H102V251L100 252V255ZM154 254H155V252L152 251L151 254L148 256V258L144 259L143 263L144 264H151V261H153V260L155 261L156 258L153 257ZM202 257H203V259H205L207 257V255H204ZM216 257H217V259H216ZM228 257H229V259H228ZM100 258H101V262H102L101 264H104V261L102 259V255H101ZM224 258H226L228 260H226ZM221 260L226 261V262H223ZM19 261H21V260H19ZM259 262H260V259H259ZM3 264H5V257H4ZM171 264H173V263H171Z\"/></svg>",
    "mask_w": 264,
    "mask_h": 264
},
{
    "label": "built area",
    "instance_id": "3",
    "mask_svg": "<svg viewBox=\"0 0 264 264\" xmlns=\"http://www.w3.org/2000/svg\"><path fill=\"white\" fill-rule=\"evenodd\" d=\"M211 11L212 10L205 11L203 14L199 15L196 14L189 25L175 31L173 30V32L166 33L162 39H158L155 34H152L147 39L139 32L134 31L122 33L116 37H112L108 41L107 46L110 49H120L128 59L133 60V62L138 65L132 75L134 79L120 82L124 86V92L132 89L139 77L144 79L148 77L154 66L155 58L158 63H161V74H170L173 64H178L175 74L178 76V80L172 78V84H174L179 94H168L165 92L159 102L145 110L142 109V111L138 110V112H133V115H127L128 111L126 107L120 102V93L113 97L110 96L107 102L114 104L113 108L119 110L118 114L123 122L109 138L111 140H121L122 142L121 144L114 143L110 152L108 151L105 155L96 160H94L95 157L93 155L90 156L92 167L91 170L88 171L87 176L79 181L81 184L82 182L87 183L89 180L94 181V177L99 175L103 169L117 171L116 168L119 166H115V164L122 162L124 159L141 161L143 165L139 168L140 172H145L150 165L151 156L143 149L131 151L128 150L127 147L137 136L146 131V129H149L151 133L153 132L152 137L157 135L160 128H165L167 135L169 133L170 135L177 134L180 130L187 129L190 126L193 120V113L195 119L199 121L198 125L195 127V130H197L207 121L214 120L221 116L235 103L250 94L252 89L259 86L257 85L254 88L249 86L241 87L238 83L239 80L237 78L239 74L242 73L241 68L243 66L246 67L244 65L245 63L242 62L245 58L241 50L247 46V40L237 46V48L229 51H225L222 45L216 48V46L212 44L204 49L203 52H198V50L201 49L198 48L201 35L206 31L211 32L212 28L217 27L218 24V22L214 21L210 16ZM23 36L22 39H19L17 46L15 48L9 46V50L14 52V55L20 60V63H18L19 67L23 68L26 72L35 70L37 67L49 62L65 50L64 39L66 37L60 36L58 38H53L51 36V31H46L43 26L39 30L29 26V29L26 30ZM185 38H188L192 42L185 41ZM250 38L262 45L264 42V28L253 34ZM212 46L214 47L213 49L211 48ZM193 49H196L195 54L193 53ZM233 53L239 55L242 61H238L239 63H237L235 60L230 59ZM217 63L220 64L222 68L216 72L215 76L207 75L206 77H202V72L204 70H210L211 72L212 70L210 68ZM261 63L264 66V61ZM225 68L227 69L226 72L224 71ZM234 75H236L237 78L234 77ZM152 86L160 90L159 83L156 79L152 80ZM12 90V88H7L4 91L0 90L1 99L7 100L11 98L13 96ZM147 110L150 111L151 114L144 119L143 115ZM100 128L101 124L99 122L96 121L93 123V131H98ZM43 130L48 131L49 136L52 134L56 136L52 144L45 145L44 148L39 151V155L47 166H66L76 157L90 153L91 146L81 138V131L76 132L74 138L70 140L69 145L63 142L64 128L61 124L51 123ZM191 131L193 132V130ZM166 137L168 138V136ZM159 146L162 151H165V148L161 145ZM160 154L159 152L157 157ZM97 164L103 167L102 170H100ZM260 174L262 173L260 172ZM111 175L115 182L113 189L116 188V190L122 186L123 181L127 178L124 179L123 175L119 174ZM245 186L246 183L244 182L242 191ZM242 194L243 196L245 195L247 199L253 196V194L252 196H246L245 191H243ZM91 200L90 205L78 207L79 211L74 217L58 216L56 214V217H53V220L56 221L55 224L53 222L51 223L46 217L43 218L47 212L61 211L59 206L53 204V206L41 217V219L43 218V225L49 224L48 231L50 237L46 241L49 242V244L58 242L66 246L67 242L73 240L80 241L83 238L85 239L88 233L94 234L96 226L99 227L101 223L95 217L93 220H90L89 212L91 208L96 205L104 209L110 207L115 200L114 190L96 191ZM83 228H86V230L84 231ZM90 240L93 244H90L85 239L86 245L74 258L73 264L102 263L100 252L103 247L97 245L93 238H90ZM38 245L40 248L43 246L49 248L46 244L41 242H39ZM146 246L147 245L142 246V250L137 249L140 253L134 257L131 253H126L121 262L123 264L141 262L144 257V255L141 257V255ZM51 251L52 255H57L56 249L51 248Z\"/></svg>",
    "mask_w": 264,
    "mask_h": 264
},
{
    "label": "crops",
    "instance_id": "4",
    "mask_svg": "<svg viewBox=\"0 0 264 264\" xmlns=\"http://www.w3.org/2000/svg\"><path fill=\"white\" fill-rule=\"evenodd\" d=\"M50 1L51 0H49V2ZM31 2L32 0H0V40L2 44L6 41L10 43L18 42L32 22L33 24L31 26L33 27L36 21V13L35 2L33 1L32 4ZM17 67L19 66L16 61V56L11 55L9 63L0 68V82L5 81V84H3L5 87H8L11 83L13 84L14 81L20 82L27 76L22 68L17 69ZM61 67L63 68L65 66ZM60 68L56 67L52 69V71H59ZM62 68L60 72L64 69ZM9 69L11 70L6 71V73L4 72ZM31 76L32 75L22 80V82H35L34 80L32 81ZM3 85L0 83L1 88L4 87ZM12 130L13 128L9 124L5 126L0 125V198L3 199H0V234H6V232L3 231L11 224L10 216H8L9 204H12L11 208H14L15 205H17L16 202L19 201L21 197V195H19L18 199L16 198V200H13V198L16 197L17 189L16 186L14 189V185L10 184L12 183V173L14 169L21 163V152L24 147L22 142H19L17 145L13 143L14 146L12 147L10 142L13 140L10 138L8 139L9 133ZM15 148L17 152H15ZM15 176H17V174L13 177ZM25 184V189L28 190L27 183L25 182ZM12 200L13 202L11 203ZM13 219L14 221L16 220L14 217ZM16 226L19 227V224L17 223ZM3 261L4 257L0 251V264H3Z\"/></svg>",
    "mask_w": 264,
    "mask_h": 264
}]
</instances>
